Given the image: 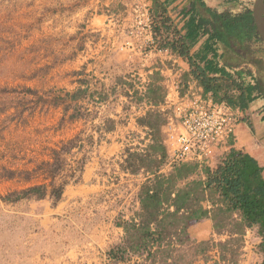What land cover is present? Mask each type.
<instances>
[{"label":"rangeland","instance_id":"obj_1","mask_svg":"<svg viewBox=\"0 0 264 264\" xmlns=\"http://www.w3.org/2000/svg\"><path fill=\"white\" fill-rule=\"evenodd\" d=\"M223 2L240 12L254 0ZM84 5L85 0H0V264H112L130 253L115 240L113 225L129 223L126 216L136 210L146 181L141 172L125 171L152 161L137 151L124 160L126 127L108 133L119 120V105L107 65L81 67L88 49L102 50L86 44ZM249 48L244 59L226 53L223 60L249 65L264 95V44ZM263 104L248 109L251 149H264ZM44 183V198L5 199ZM232 243L225 264L240 255ZM214 249L217 260L220 249Z\"/></svg>","mask_w":264,"mask_h":264},{"label":"trees","instance_id":"obj_2","mask_svg":"<svg viewBox=\"0 0 264 264\" xmlns=\"http://www.w3.org/2000/svg\"><path fill=\"white\" fill-rule=\"evenodd\" d=\"M153 8L157 19L155 31L160 37L161 46L171 48L177 55L187 59L191 76L206 93H212L216 100H225L246 110L256 102L264 101L255 71L249 65L240 66L223 60L226 53L232 54L231 59H244L251 51L249 47L252 42L264 44L257 31L252 8L240 12H220L209 7L205 0H190V6L183 11V17L187 20L182 28L174 24L166 7L159 0H154ZM203 37L205 40L202 47L192 51ZM150 93L156 99V89H152ZM139 121L156 128L160 120L141 118ZM154 150L163 151L157 146ZM140 163L148 168L151 165L144 164V161ZM197 169L198 166L194 163L180 164L170 174L157 176L151 183L143 184L139 201L149 221L156 219V214L164 204L167 208L160 219L161 223H186L189 219L211 216L216 231L228 227L230 233L239 234L224 244L218 243L217 246L222 252H226L232 242L241 247L240 235L244 232V226L257 225L262 237L261 248L264 250V165L250 153L233 147L215 167L203 168L205 181L194 180L188 187L175 186L178 180ZM204 190L209 192L212 208H204L199 204L200 195ZM174 191L176 193L172 196ZM63 192L62 186L54 194L55 198L60 199ZM47 195L48 185L44 183L15 191L14 194L12 192L5 199L16 201L31 196L44 198ZM168 205L175 206V210L168 211ZM185 207L189 212L181 219L176 217L178 211ZM234 212H240L241 220H230ZM126 223L121 225L125 229L128 225ZM154 234L150 232V240ZM157 234L158 238L162 237V232ZM221 257H224L223 254ZM232 264H236V261ZM260 264H264V261Z\"/></svg>","mask_w":264,"mask_h":264},{"label":"built area","instance_id":"obj_3","mask_svg":"<svg viewBox=\"0 0 264 264\" xmlns=\"http://www.w3.org/2000/svg\"><path fill=\"white\" fill-rule=\"evenodd\" d=\"M88 1L85 26L89 38L86 44L99 45L104 52L116 48L131 57L122 82L113 89L119 105L115 116L120 122H116L113 131L128 129L122 152L124 160L134 151L149 153L148 147L156 131L140 123L141 118L162 116L167 130L163 138L166 154L157 157L159 166L155 169L140 166L137 171L127 167L125 172L130 175L141 172L145 181L151 183L157 176L170 174L180 164L194 163L199 170L215 167L233 148L237 128L247 122L248 111L225 100H216L192 76L185 77L177 61L180 56L171 48L161 46L155 31L154 0ZM172 20L178 26V21ZM159 78L163 79L162 101H157L150 93ZM158 237L155 233L150 242L156 244ZM163 240L165 248L172 251L185 240V233L181 229L160 241Z\"/></svg>","mask_w":264,"mask_h":264},{"label":"crops","instance_id":"obj_4","mask_svg":"<svg viewBox=\"0 0 264 264\" xmlns=\"http://www.w3.org/2000/svg\"><path fill=\"white\" fill-rule=\"evenodd\" d=\"M159 2L166 7L169 15L175 21H178V26L182 28L185 21L187 20V18L183 17V11L190 6V0H159ZM205 2L209 7L215 8L220 12L223 10H228V7L223 2V0H205ZM84 6L85 11L83 15L86 16L87 9L90 6V2L88 0H85ZM182 32H185L184 29L182 30ZM204 40L205 37L201 38L200 41L193 47L192 51L201 48ZM90 50L92 51L90 52ZM90 50L88 49L86 51L85 61L83 62L80 60L81 67L85 69L84 67L87 65L89 69V66L93 65L95 67L102 62L103 64L107 65L105 69L109 70V74H111L110 77L113 88L117 83L122 82V75L126 71H128L130 67L131 57L129 56V54L116 48H112L111 51L105 52L98 49L93 50V48H90ZM79 57L81 56L78 55V58ZM177 61L183 68L185 77L188 78L189 76H191L190 65L187 59L180 56L177 58ZM85 71L87 70L85 69ZM100 73L101 75H104V73ZM101 79L104 80L103 76ZM162 81L163 79L159 78L158 83H156L151 88V90L156 89L157 91V101H162L164 98V87L161 83ZM101 93V91L96 92V94L100 95ZM144 118H146V120L149 118H158L160 120L158 127L155 128V138L148 147L149 153L141 154L152 161V164L149 166V168L155 169L159 166L160 163L157 157L159 155L164 156L166 154V148L163 142V138H166L167 130L164 126V119L162 116L149 115ZM108 133H113V130H109ZM153 146L160 147L163 149V151L154 150ZM233 147L235 149L250 153L258 160L262 158L264 161V149L262 147L251 149L253 147V133L252 128L250 127L248 122L241 123L238 126L237 136ZM259 162L261 163L260 160ZM261 164L264 165V163ZM140 166L142 167L143 165H141V163H138V167ZM205 179V172L203 170L197 169L183 179L178 180L175 186L188 187L194 180L205 181ZM142 185L139 186L138 194H140L141 192ZM175 193L176 191L172 193V196H174ZM191 199L193 202L195 201L193 197H191ZM137 204L138 205L136 207V210L132 211L126 216L129 221V223H127L128 225L126 229L121 225H117L116 223L113 225V230L116 234L115 240L119 239V243L123 244V249H125L126 252L130 250V253H126L123 260L114 261L112 264H225V260L227 259V257L225 256L224 251L222 252V250H219L220 254H223V258L220 255L217 260H213L211 257V250L216 248L214 250L218 251V243L224 244L228 242V240L232 237L239 235L237 233H230L228 227L222 229L221 231H216V229L214 228V221L211 216H205L200 219H189L188 221H186V223H183V221H178V224L161 223L160 219L163 217L165 208H167L166 204H164L163 207L160 208L155 216L156 219L149 221V219L146 217V212L141 208L140 201H138ZM199 204L204 208H212L213 205L209 199V192L207 190L202 191L199 199ZM168 206V211L172 212L175 210V206ZM188 212L189 211L187 207L182 208L180 209V211H178L176 217L181 219V217L186 215ZM232 219L238 221L241 220L240 212H234L230 220ZM181 229H183L185 233V241L180 242L178 245H176V248H173L172 251H169L165 248L164 240L162 242L160 240L166 238L167 234H170L172 232L178 233V231ZM150 232H162V237L158 239L156 238V244H152L150 242ZM240 236V255H238L236 264L262 263L264 261V251L261 248L262 237L259 234V227L257 225L251 227L245 225L244 232ZM98 243L101 244L100 241Z\"/></svg>","mask_w":264,"mask_h":264},{"label":"water","instance_id":"obj_5","mask_svg":"<svg viewBox=\"0 0 264 264\" xmlns=\"http://www.w3.org/2000/svg\"><path fill=\"white\" fill-rule=\"evenodd\" d=\"M252 14L259 36L264 43V0H254Z\"/></svg>","mask_w":264,"mask_h":264}]
</instances>
